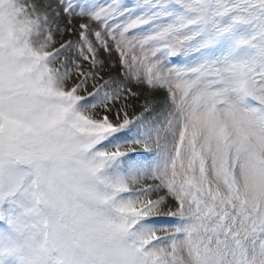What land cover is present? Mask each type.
Returning <instances> with one entry per match:
<instances>
[{
  "label": "snow or ice",
  "instance_id": "1",
  "mask_svg": "<svg viewBox=\"0 0 264 264\" xmlns=\"http://www.w3.org/2000/svg\"><path fill=\"white\" fill-rule=\"evenodd\" d=\"M5 224L51 264L100 231L120 264H264V0H0Z\"/></svg>",
  "mask_w": 264,
  "mask_h": 264
},
{
  "label": "clouds",
  "instance_id": "2",
  "mask_svg": "<svg viewBox=\"0 0 264 264\" xmlns=\"http://www.w3.org/2000/svg\"><path fill=\"white\" fill-rule=\"evenodd\" d=\"M15 242V251L9 254ZM77 258L82 264H120V253L117 242L110 234L95 232L86 238ZM0 264H51L49 254L42 251L35 243L27 240L24 235L14 234L5 224L0 228Z\"/></svg>",
  "mask_w": 264,
  "mask_h": 264
},
{
  "label": "rangeland",
  "instance_id": "3",
  "mask_svg": "<svg viewBox=\"0 0 264 264\" xmlns=\"http://www.w3.org/2000/svg\"><path fill=\"white\" fill-rule=\"evenodd\" d=\"M105 2V0H97V3H104ZM64 39L66 40V39H69V37H64ZM60 42H63V41H60ZM57 47L59 46L58 45V43H57V45H56ZM113 59H117V57H116V54L114 53L113 54ZM70 82H72V81H70ZM157 96H159V97H164V96H166V92L165 91H161V92H158L157 94H156ZM101 112H102V110H100ZM146 183H155L154 181H146ZM161 235H162V233H161Z\"/></svg>",
  "mask_w": 264,
  "mask_h": 264
},
{
  "label": "bare ground",
  "instance_id": "4",
  "mask_svg": "<svg viewBox=\"0 0 264 264\" xmlns=\"http://www.w3.org/2000/svg\"><path fill=\"white\" fill-rule=\"evenodd\" d=\"M72 82H75L74 80L72 81ZM71 83V82H70ZM92 89H91V86H89V88H88V91H91ZM143 98H141V100H142ZM135 103L137 104V111H139L140 110V101H135ZM158 194H153V197L152 198H156V196H157Z\"/></svg>",
  "mask_w": 264,
  "mask_h": 264
}]
</instances>
